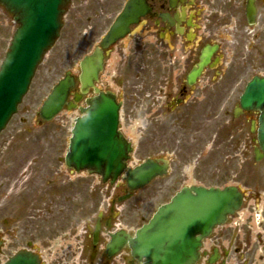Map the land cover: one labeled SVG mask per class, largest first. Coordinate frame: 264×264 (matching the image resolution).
<instances>
[{"label": "flooded vegetation", "instance_id": "af4514ba", "mask_svg": "<svg viewBox=\"0 0 264 264\" xmlns=\"http://www.w3.org/2000/svg\"><path fill=\"white\" fill-rule=\"evenodd\" d=\"M131 1L71 0L66 6L65 16L79 3L76 9L86 25L79 45L87 51L80 55L76 84L61 113L75 111L80 117L89 101L109 95L119 106V129L131 145L132 168L147 160L168 166L167 175L150 185L161 181L175 192L188 185L220 186L211 184L212 155L227 166L240 160L243 143H258L257 137L243 141L246 123L252 134L257 132L252 127H258L260 112L238 109L242 81L230 70L244 36L259 42L264 36V0H138L145 11L123 35L102 47ZM98 50L100 70L84 92L82 62ZM204 52L210 58L203 62ZM43 123L40 118L38 124ZM23 140L8 142L0 153V264L21 250L39 255L40 264H67L65 258L77 257L88 258L89 264H109L110 235L122 230L133 234L135 227L124 218L135 211L128 202L143 189L131 191L124 178L104 184L99 176L69 168L68 141L62 134L35 139L39 147L33 156L23 153ZM45 142L47 149L42 147ZM175 161L188 167V179L167 184ZM225 166L215 170L219 180ZM84 177L92 178L90 193L102 196L90 205L95 212L86 216L81 213ZM244 188L242 209L213 231L197 264H264V205L250 201L256 199L254 188ZM18 242L24 245L12 252L10 247ZM46 243L50 246L45 250ZM128 252L126 247L119 252L123 264L132 262Z\"/></svg>", "mask_w": 264, "mask_h": 264}, {"label": "water", "instance_id": "95a60500", "mask_svg": "<svg viewBox=\"0 0 264 264\" xmlns=\"http://www.w3.org/2000/svg\"><path fill=\"white\" fill-rule=\"evenodd\" d=\"M70 0H0L14 16L18 27L5 58L0 65V133L7 127L18 106L30 89L36 70L46 53L54 47L64 26V7ZM145 11V6L133 0L113 25L102 47L123 35L129 25ZM98 50L82 64V89L93 85L100 70ZM209 56L204 57V61ZM98 62V63H97ZM75 79L70 72L56 84L40 114L44 120L53 119L67 103ZM245 110H259V144L264 152V77L255 76L248 82L240 99ZM69 109L71 107L69 106ZM83 116L75 120L71 130L67 165L77 171H87L114 184L126 169L131 145L119 131V106L114 99L101 93L89 101ZM256 150L257 159L262 154ZM168 166L147 161L126 171L130 190L147 186L156 177L167 173ZM243 195L235 186L204 188L188 186L181 189L170 202L159 207L150 221L132 237L122 231L112 236L107 255H115L128 245L134 260L141 264H196L201 256L203 241L214 228L223 225L237 211ZM99 224L95 231L98 239ZM6 264H40L39 256L20 251Z\"/></svg>", "mask_w": 264, "mask_h": 264}, {"label": "rangeland", "instance_id": "374dc122", "mask_svg": "<svg viewBox=\"0 0 264 264\" xmlns=\"http://www.w3.org/2000/svg\"><path fill=\"white\" fill-rule=\"evenodd\" d=\"M74 5L75 9L73 7V10L71 9L72 11L70 10V12L64 16V26L60 39L54 48L47 53L43 62L38 67L30 90L22 104L19 106L18 113L12 118L8 128L0 137V140L3 142V145L0 143V153H2L1 151H6L8 142L19 138H22V140L24 139L20 144L21 146H24L23 153L29 154L30 156H33L38 152L37 148L39 147V144L35 139L46 138V140H52L59 138L60 134H62V136L67 138L69 144L71 130L73 128V120L77 113L75 111L70 113L65 111L52 121L39 125L38 121L40 120V117L38 111L47 96L50 94L53 86L64 77L67 71L76 74L80 55L83 51H87L86 48L81 49L79 45L80 33L86 29V25L84 21L79 18L80 12L76 9L79 3L75 2ZM17 26L18 25L12 14L0 7V65L5 57L8 47L10 46ZM244 37H246V40L240 44L238 49L240 56L234 60H232L233 58L229 60L234 62L230 74L238 77L242 81V89L254 75H264V36H261L260 42L252 36ZM227 38L234 39L233 36ZM235 41L232 40V42H230L228 40L229 44H232L233 46L236 45ZM231 48L232 47L229 48V51H231ZM238 96L235 101L238 100ZM249 127L250 124L248 123L243 127V141L248 138H256V134H252ZM229 131L230 130H228V132ZM227 139L230 140V132L227 135ZM228 145L229 143H227V146ZM42 147L47 149L48 143H43ZM255 147L256 144L246 145L243 143L241 146L242 155L240 160H238V162L229 163L227 166H225L224 163L219 162V157L216 153L213 154L212 171L214 178H212L211 184L217 183V185L224 186L235 182L244 190V187L254 188L255 192L252 196L263 201L264 158L260 161L255 159ZM229 149L230 147H227V151H229ZM20 153L21 152H19V154ZM173 166L174 171L171 173L170 177L166 179L167 184L172 183L173 180L177 182L187 181L188 178L184 171L189 172L188 167L179 164L178 161H175ZM224 166L226 168H223L219 180L216 177L217 175H214L215 172L219 173V171L215 170ZM81 180L80 189L82 190L83 196V211H81V213H84L83 215L86 216L95 212L96 209H93L90 205L101 202L102 196L98 191L95 192V194L90 193V185L93 186V184H91L92 178L84 177V179ZM164 185V182L156 181L149 187L138 191L135 198L128 202L131 208L135 211L127 214L124 220H126L127 223L129 222L132 224L134 227H140L143 223H146L158 206L169 201L175 193L174 190L168 191L167 186L164 187ZM22 245H24V243L18 242L13 247L11 246L10 249L13 252ZM45 246L44 249L46 250L50 246V243H46ZM65 259L66 261L69 260V258ZM61 261L59 263L55 261V264H63Z\"/></svg>", "mask_w": 264, "mask_h": 264}]
</instances>
